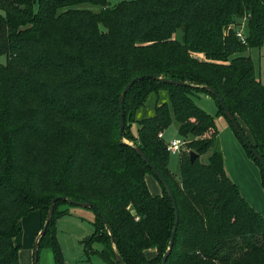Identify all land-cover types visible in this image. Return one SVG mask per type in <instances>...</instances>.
I'll return each mask as SVG.
<instances>
[{
  "label": "trees",
  "instance_id": "obj_1",
  "mask_svg": "<svg viewBox=\"0 0 264 264\" xmlns=\"http://www.w3.org/2000/svg\"><path fill=\"white\" fill-rule=\"evenodd\" d=\"M85 4L102 10L78 8ZM242 19L246 43L234 28ZM179 31L182 40H174ZM263 44L264 0H130L113 7L108 0H0V56L7 60L0 64V264H21V220L38 211L43 229L56 198L39 258L50 249L54 264H65L56 221L68 214L66 204L91 203L96 218L85 254L108 264H120L117 255L124 264H162L175 211L157 178L163 194H150L145 176L154 173L136 148L167 180L179 210L166 264H264L263 215L227 174L220 150L207 164L199 161L217 142L215 118L224 116L264 186L262 165L206 89L219 94L264 161V85L251 58L240 55ZM151 75L158 79L135 83L125 97L124 139L131 145L120 138V98L131 80ZM160 92L170 105L139 121L133 135L129 114ZM196 94L212 97L216 116L195 102ZM172 115L198 155L194 162L191 154L182 157L179 177L158 138ZM151 249L158 258L146 257Z\"/></svg>",
  "mask_w": 264,
  "mask_h": 264
},
{
  "label": "rangeland",
  "instance_id": "obj_2",
  "mask_svg": "<svg viewBox=\"0 0 264 264\" xmlns=\"http://www.w3.org/2000/svg\"><path fill=\"white\" fill-rule=\"evenodd\" d=\"M123 1H130V0H108L110 7H113ZM35 8H37V6H35ZM78 8L89 9L94 12H100L102 10V7L92 4L81 5ZM247 23H248L247 19H242L241 21L237 22V25H234L236 35L238 29L242 30V33L245 36V42L242 41L243 43H246ZM182 35H183L182 31H179L177 34L173 36V39L177 41H181ZM240 55L251 58L256 68L257 77L264 85V44L259 49L258 48L249 49L246 50L244 53H241ZM196 56L197 55H195V57ZM203 56H200L198 58L203 60L204 59ZM6 61L7 60L5 56H0V64H6ZM193 99L200 107L203 106L207 111H209L212 114L216 113L217 106L211 96L205 94H198V95L196 94ZM163 103H168L170 105L167 92H160L158 94L154 93L150 95L145 105L138 110L136 116L131 117V114H129L128 127L130 128L131 133L133 135H137V131L140 127L138 124L139 121L152 117L155 113V109ZM171 117H172L171 126L161 131L158 135V138L164 141L166 147L168 141H170L174 137L179 136V131H178L179 125L176 122L175 117L173 115ZM215 122L219 132L217 142L215 145L212 146L211 150L207 154L199 158V161L203 164H207L212 152L216 150H220L219 149L220 146L218 142L220 136L222 135L221 137L224 138L228 147V151H229L228 155H230V164H233V169L237 171L240 177L244 179L243 183L246 185V188L253 196L252 202H257L258 204L257 207L258 209L256 208V210L264 216V186H260L259 184V187L260 189H262V193H263L261 196L259 195V189H258L259 187L257 186L256 176L251 171L250 167L246 163V160L242 161L241 156L232 146V142L229 141V136L231 138L233 137L236 140L237 145H240L239 147L242 149L243 153L246 152L244 147L242 146L240 141L237 140L234 131L232 130V128L230 127L228 121L224 116H217L215 118ZM243 126L244 128H246L245 125ZM225 129L227 130V132H224ZM246 132L249 134L248 129H246ZM160 134H163L164 137L160 138ZM191 139L192 138L190 139L184 138L185 147L180 155L173 156L169 153L170 154L169 168L177 177L180 176V160L182 159V157L183 158L189 157L192 152V150L189 148L188 145ZM125 142L133 145V143L130 142L129 140H125ZM249 161L253 164L252 162L253 160L249 159ZM255 165H254L255 168L259 167L257 164ZM145 180L149 192L152 196H161L163 194V188L153 174L147 173L145 176ZM154 181H156V183H158V185H160L161 187V191L158 195H155L154 188L152 187V183ZM62 209H67L68 214L58 218L55 225L57 227L58 243L61 247L65 264H108L99 255L85 254V247L83 241L85 240V238L91 236L94 232L93 223L96 218V214L94 210L90 208H84L82 206L71 205V204H66L65 206L62 207ZM129 209L133 214L135 213L134 210L131 209V207ZM20 228H21V232L15 238V243L20 246V252H19L20 262L21 264H34L35 245L38 235L42 231V221H41L40 213L38 211L31 212L28 216H26L21 220ZM93 248L95 250L101 251L103 246L100 243H96L93 245ZM145 255L148 259L153 260L159 257L160 252L157 249H151L146 251ZM39 264H54L53 253L50 249H45L41 251Z\"/></svg>",
  "mask_w": 264,
  "mask_h": 264
},
{
  "label": "water",
  "instance_id": "obj_3",
  "mask_svg": "<svg viewBox=\"0 0 264 264\" xmlns=\"http://www.w3.org/2000/svg\"><path fill=\"white\" fill-rule=\"evenodd\" d=\"M158 79L157 75H151V76H141L138 78H135L133 80H131L127 86L125 87L122 96L120 98V138L123 142H125L124 139V131H125V109H124V103H125V97L127 95V93L129 92V90L134 86L135 83L143 80V79ZM161 81H163L164 83H168V84H173V85H186L185 83H181V82H176V81H170V80H165V79H161ZM207 91H209L210 93H212L214 96L217 97L218 102L221 104L226 116L228 117V119L231 121L234 129L237 131L241 141L243 142V144L249 149V151L252 153V155L254 156V158L262 165L263 169H264V161L262 159V157L260 156V154L255 150V148L253 147L252 143L250 142L249 138L247 137V135L245 134V132L243 131L241 125L239 124V122L236 120V118L231 114V112L229 111V109L227 108V106L225 105V103L223 102L222 98L219 96V94L211 87H206ZM136 152L138 153V155L142 158V160L148 165V167H150L154 173V175L156 176V178L162 183V185L164 186V188L166 189L171 201H172V205L175 211V224H174V229H173V233H172V237H171V241H170V245L168 248L167 253L164 255L163 260H162V264H166L168 257L171 254V251L173 249L174 246V240L176 237V233H177V228L179 225V218H180V214H179V210L177 207V203L174 197V194L171 190V187L169 185V183L167 182V180L163 177V175L158 171V169L151 163V161L148 159V157L143 153V151L140 148H136L135 149ZM198 155L194 152L191 153V162H194L197 159ZM60 198H56L53 199L51 206H50V210L45 222V225L42 229V231L40 232V234L38 235L37 241H36V245H35V252H34V264H39V241L41 239V237L46 233V230L50 224V222L52 221L53 218V214H54V207H55V203L59 200ZM61 199L67 200L66 197H63ZM75 203V202H73ZM80 206L84 207V208H96L95 205L91 204V203H83L80 204ZM102 215V218L104 220V223L106 226H108V221L105 219L104 215ZM114 242V240H112ZM117 259L119 261L120 264H124L123 261L121 260V258L117 255Z\"/></svg>",
  "mask_w": 264,
  "mask_h": 264
},
{
  "label": "crops",
  "instance_id": "obj_4",
  "mask_svg": "<svg viewBox=\"0 0 264 264\" xmlns=\"http://www.w3.org/2000/svg\"><path fill=\"white\" fill-rule=\"evenodd\" d=\"M205 111H207L203 106H201ZM218 111V109H217ZM217 111L215 114H212L210 113L209 111H207L209 114L213 115V116H216L217 114ZM224 132H227V130L225 129ZM223 132V133H224ZM222 136V135H221ZM219 138V149L220 151L222 152L223 154V157H224V163H225V168H226V171H227V174L229 175V177L232 179L233 182H235L239 189H240V192L241 194L243 195V197L247 200V202L251 205V207H255L254 209L256 210V208L258 207V204L257 202H252L253 200V196L250 194L249 190L246 188V185L243 183L244 179L242 177H240V175L238 174L237 171H235L233 169V164H230V155H228V147H227V144L224 140L223 137ZM236 136V135H235ZM237 138V137H236ZM238 140V138H237ZM229 141L232 142V146L236 149V151L238 152V154L241 156L242 158V161H245L246 160V163L248 164V166L250 167L251 171L254 173V175L256 176V181H257V186L259 187V184L260 186H263V181H262V174H261V170L260 169H257L259 167H254V165L256 164L254 161L253 164L249 161V157L247 155V153H243L242 149L239 147L240 145H237L236 143V140L232 137L229 136ZM239 141V140H238ZM243 148V147H242ZM244 150V149H243ZM239 158V157H238ZM252 160V159H250ZM256 166V165H255ZM152 187L154 188V191H155V195H158L161 191V187L160 185H158V183H156V181H154L152 183ZM259 189V195L262 196V189H260V187L258 188ZM154 193V192H153ZM258 209V208H257ZM257 211V210H256ZM258 212V211H257ZM260 213V212H259ZM261 214V213H260ZM262 215V214H261ZM264 217V216H263Z\"/></svg>",
  "mask_w": 264,
  "mask_h": 264
},
{
  "label": "built area",
  "instance_id": "obj_5",
  "mask_svg": "<svg viewBox=\"0 0 264 264\" xmlns=\"http://www.w3.org/2000/svg\"><path fill=\"white\" fill-rule=\"evenodd\" d=\"M237 36L241 41L245 42V36L242 33V30H237ZM164 135L160 134V138H163ZM185 147V140L183 137H174L167 143L168 152L173 156H178L182 153Z\"/></svg>",
  "mask_w": 264,
  "mask_h": 264
}]
</instances>
